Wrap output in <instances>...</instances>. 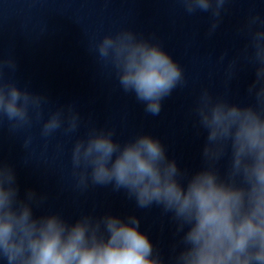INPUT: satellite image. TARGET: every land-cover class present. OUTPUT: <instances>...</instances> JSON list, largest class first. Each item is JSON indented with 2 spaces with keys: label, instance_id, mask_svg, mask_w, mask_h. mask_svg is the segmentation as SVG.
Returning a JSON list of instances; mask_svg holds the SVG:
<instances>
[{
  "label": "clouds",
  "instance_id": "obj_1",
  "mask_svg": "<svg viewBox=\"0 0 264 264\" xmlns=\"http://www.w3.org/2000/svg\"><path fill=\"white\" fill-rule=\"evenodd\" d=\"M186 13H210L206 32L212 37L233 0H178ZM247 37L241 54L228 60L225 92L200 93L195 112L198 131L206 132L201 166L181 169L164 145L149 134L119 142L115 130L91 127L76 139L71 152L75 187L123 190L138 209L156 206L173 225L167 260L141 219L110 213L81 214L69 222L60 212L35 216L47 194L26 191L23 198L14 169L0 161V260L6 264H264V16L251 13L238 29ZM90 51L115 71L119 87L158 115L162 101L187 86L181 65L165 50L155 33L149 37L122 29L95 41ZM224 51L218 57L223 63ZM254 70L246 94L253 103L228 98L243 65ZM15 71L13 58L0 59V126L6 117L9 132L43 120L41 135L63 128L76 132L81 115L73 105L50 111L44 120L47 97L5 81L4 68ZM31 137L23 147L27 148ZM226 163H222L225 162Z\"/></svg>",
  "mask_w": 264,
  "mask_h": 264
}]
</instances>
